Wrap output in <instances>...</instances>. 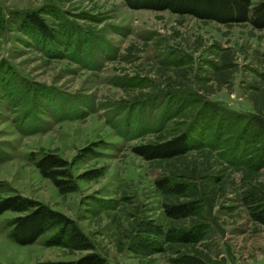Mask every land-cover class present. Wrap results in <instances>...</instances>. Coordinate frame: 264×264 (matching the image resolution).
<instances>
[{
	"label": "rangeland",
	"instance_id": "rangeland-1",
	"mask_svg": "<svg viewBox=\"0 0 264 264\" xmlns=\"http://www.w3.org/2000/svg\"><path fill=\"white\" fill-rule=\"evenodd\" d=\"M27 12L54 35L36 39L21 24ZM6 90L23 94L17 105ZM43 93L84 116L55 120ZM25 113L39 119L42 131H17L14 120ZM254 117L264 118V28L132 9L123 0H0V148L7 154L0 180L74 219L111 264H176L171 259L184 254L203 264H264V226L240 201L243 188L264 192V128ZM135 123L149 131L129 137L112 126ZM184 131L202 145L170 158L145 159L132 151ZM212 137L215 148L207 145ZM238 140L234 164L223 154ZM85 147L93 153L83 156ZM44 152L70 162L75 191L61 194L40 175L29 156ZM91 170L99 175L79 177ZM161 176L186 184V193H162L155 185ZM190 200L200 206L197 215L164 214V204ZM18 214L0 215V264L87 253L45 246L49 232L31 244L15 243L2 223ZM148 218L164 230L200 224L206 236L198 243L157 237L162 251L132 253L128 242L137 223Z\"/></svg>",
	"mask_w": 264,
	"mask_h": 264
},
{
	"label": "trees",
	"instance_id": "trees-1",
	"mask_svg": "<svg viewBox=\"0 0 264 264\" xmlns=\"http://www.w3.org/2000/svg\"><path fill=\"white\" fill-rule=\"evenodd\" d=\"M127 7L132 9L169 10L179 14H190L202 19H211L218 22H249L255 28H264V1L253 4L252 0H123ZM21 18L22 26L27 28L36 39L44 42L54 34L48 29L35 12H27ZM70 33V32H68ZM51 42V41H50ZM73 57L75 55H72ZM79 58V56H75ZM10 102L17 105L23 97L21 92L6 90ZM42 99L50 103L52 117L61 121L70 118L83 117V111L66 110L54 102L44 93ZM51 99V100H50ZM15 128L24 135H30L42 131L39 119L29 113L18 116L14 120ZM254 123L264 128V118L254 117ZM116 131L122 136L135 137L149 131L139 123L132 126L119 128L112 124ZM132 127V128H131ZM131 131V133H127ZM191 131L154 144L135 145L132 151L145 159L170 158L186 153L189 150L199 148L202 144L191 135ZM212 137L207 145L211 148L217 146L218 140ZM239 147V148H238ZM242 147L240 140L237 141L235 149L223 154V158L231 163H237L235 155ZM89 148L80 149L83 156L88 153ZM90 151V150H89ZM92 151V150H91ZM233 152H235L233 154ZM7 154L0 148V161ZM29 159L34 163L40 175L48 179L61 194L73 192L78 188L77 177L71 170V165L65 158L50 152L36 155L31 153ZM264 165V151L262 153ZM99 174L96 171H87L79 176L81 179H91ZM157 188L165 194L184 195L187 186L183 182H177L169 176H161L155 180ZM11 193L0 196V215L7 210L19 213L6 218L2 228L6 236L20 245L33 243L40 235L49 232L44 240L45 246H60L70 250H85L87 253L76 259L42 260L36 264H111L105 257L95 251L92 240L81 230L76 221L61 211L28 196L17 193L7 181L0 180V193ZM240 201L246 206L250 218L264 226V192L256 187L243 188L240 193ZM164 214L167 217L180 219L197 215L200 206L197 201L190 200L180 203H168L163 205ZM206 236L203 225L195 224L187 229L168 228L164 230L155 220L142 219L137 223L136 230L128 242L130 252L149 256L163 250V245L157 240L162 237L164 242L198 243ZM171 261L176 264H203L202 260L190 254H184Z\"/></svg>",
	"mask_w": 264,
	"mask_h": 264
}]
</instances>
